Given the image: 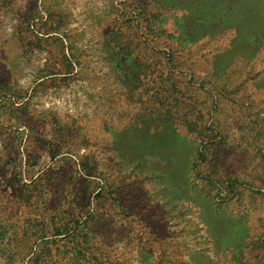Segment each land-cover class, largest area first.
Wrapping results in <instances>:
<instances>
[{
    "label": "rangeland",
    "instance_id": "rangeland-1",
    "mask_svg": "<svg viewBox=\"0 0 264 264\" xmlns=\"http://www.w3.org/2000/svg\"><path fill=\"white\" fill-rule=\"evenodd\" d=\"M141 3L0 0V264H264V0Z\"/></svg>",
    "mask_w": 264,
    "mask_h": 264
},
{
    "label": "trees",
    "instance_id": "trees-1",
    "mask_svg": "<svg viewBox=\"0 0 264 264\" xmlns=\"http://www.w3.org/2000/svg\"><path fill=\"white\" fill-rule=\"evenodd\" d=\"M147 1V0H146ZM176 1V2H175ZM191 1H194L193 3L191 2ZM160 0L159 1V3H158V0H149V4H152V5H155L154 6V8L156 9V11H159V9H163V7H170V8H174V4L175 5H178V2L179 3H182V2H184L185 3V6L184 7H182V9H185L186 11H188L189 12V16H188V20L186 19L182 24L187 28L188 27V30H193L192 32H197V30H199V27H197V24H196V21H194L193 20V17H194V14H192L193 12H195V11H191L192 9V4L194 5V3H196L197 1H200V0ZM228 3H230V4H232L233 2H242V1H244V0H226ZM253 2H254V0H252ZM161 2V3H160ZM149 4L148 5H146V6H144L143 7V3H141V6H142V9H143V12H144V10L145 9H147V7L149 6ZM235 4L236 3H233L231 6H230V8H234L235 7ZM252 5H254L253 3H251ZM145 5V4H144ZM162 5V6H161ZM167 7V9H169ZM249 10H251V9H249ZM256 13H261L262 15H263V17L262 16H260V18H259V20L261 21V22H264V6H262L261 8H259L257 11H256ZM256 13H254L253 12V10H252V13H251V15L252 16H256ZM142 14V16H143V19H144V21L146 22V25H145V29L146 30H148L149 28H151V26H152V24H157V22L155 21L156 19H157V17H158V14H157V12H151L150 14H148V15H145V14H143V13H141ZM248 16H249V14H248ZM183 19H185L184 17H183ZM183 19H181V20H183ZM143 22V21H142ZM156 22V23H155ZM196 24V25H195ZM264 24V23H263ZM143 25V24H142ZM216 25V24H215ZM213 27V26H212ZM192 36V35H191ZM263 32L262 31H260V33H258L257 34V40H258V42L259 43H261V46H259L260 48L261 47H264V42H263ZM251 57H253V53H251V55H250ZM256 56V55H255ZM254 56V57H255Z\"/></svg>",
    "mask_w": 264,
    "mask_h": 264
}]
</instances>
